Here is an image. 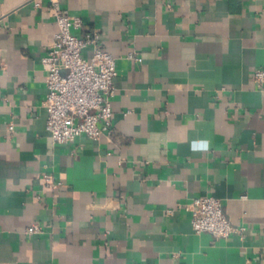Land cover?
<instances>
[{
  "label": "crops",
  "instance_id": "1",
  "mask_svg": "<svg viewBox=\"0 0 264 264\" xmlns=\"http://www.w3.org/2000/svg\"><path fill=\"white\" fill-rule=\"evenodd\" d=\"M53 2L117 59L112 137L50 140ZM256 70L264 0H0V264H264ZM207 197L242 236L194 233Z\"/></svg>",
  "mask_w": 264,
  "mask_h": 264
},
{
  "label": "built area",
  "instance_id": "2",
  "mask_svg": "<svg viewBox=\"0 0 264 264\" xmlns=\"http://www.w3.org/2000/svg\"><path fill=\"white\" fill-rule=\"evenodd\" d=\"M57 33L41 62L47 69L46 130L53 145H67L79 137L98 142L113 136V105L116 96L117 59L104 50L96 33L77 36L82 19L72 17L60 3L53 2ZM93 47L91 60L83 53ZM129 60L141 62L135 52ZM254 80L264 85V70H256ZM13 125L9 130L13 131ZM188 210L196 235L208 234L214 239L243 235L244 228L228 219L223 202L214 197L193 200ZM30 233H39L34 226Z\"/></svg>",
  "mask_w": 264,
  "mask_h": 264
}]
</instances>
